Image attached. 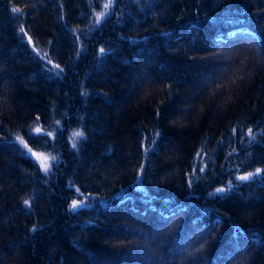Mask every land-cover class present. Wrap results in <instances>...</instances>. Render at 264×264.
I'll use <instances>...</instances> for the list:
<instances>
[{"label":"trees","instance_id":"trees-1","mask_svg":"<svg viewBox=\"0 0 264 264\" xmlns=\"http://www.w3.org/2000/svg\"><path fill=\"white\" fill-rule=\"evenodd\" d=\"M104 3L0 0V264H264V0Z\"/></svg>","mask_w":264,"mask_h":264},{"label":"snow or ice","instance_id":"snow-or-ice-1","mask_svg":"<svg viewBox=\"0 0 264 264\" xmlns=\"http://www.w3.org/2000/svg\"><path fill=\"white\" fill-rule=\"evenodd\" d=\"M121 2V0H107L106 3L103 4V9L104 11H101L99 12L97 15H96V20H95V23L97 25H100L104 19H106L108 16L112 15L114 13V8L112 7L113 5H116V4H119ZM99 4V0H97V5ZM12 12L13 13H19L20 12V9L17 8V7H13L12 8ZM235 35V34H233ZM249 35L251 36V33H249ZM253 42H255L253 40ZM29 43H31V38H29ZM217 47H221V45L217 44ZM262 47H264V45H262ZM234 51V49H233ZM100 53L101 54H105L106 53V50L104 48H100ZM232 56V53H227L225 54V58L226 59H230ZM56 68L58 69L59 68V65H56ZM215 84L217 88L220 87V85L217 83V80L214 79L213 76L209 75L206 77L205 81H204V87L205 88H208V89H211L212 85ZM203 91V89L201 90ZM169 95V99L171 98V92L168 93ZM199 94H193L191 96H188L185 101H184V104L187 105V107H183V108H179L177 109L178 112H181V113H187L188 111L191 110V104L190 102L191 101H194L197 96ZM105 99L108 100L109 98L105 95ZM163 103V102H162ZM157 117L160 116V112L157 111L156 113ZM177 122V121H174V123ZM2 130V129H0ZM35 132L37 133V135L35 137L32 136L31 133H29V138L30 139H34V140H41L43 141L44 145L47 146L50 142L48 141V136L51 135V133H42V130L40 128H37L35 129ZM260 135L264 136V129H261L260 132H259ZM75 135L77 137H83L84 136V133L83 132H77L75 133ZM162 134L159 133V132H155L154 133V136L149 138V143L153 146H156L158 144V141L155 137H158V136H161ZM247 136L248 137H251L252 139L249 141V143H252L254 140H255V135L253 133V129L252 128H248V131H247ZM244 137V133L243 131L241 130V138L243 139ZM5 141L3 140H0V144H4ZM14 143V142H13ZM23 143V141H22ZM221 144H223V141L220 142ZM24 147L28 149V153H31V156H34L36 157V160L40 161V164H39V167L37 168V171H40V170H43V172L45 174H49V170H50V166H49V163H48V157H42L40 154H37L36 152H32L31 148H28V145L27 144H24ZM73 148L76 147L75 144H73L72 146ZM152 149H145V151H150ZM234 153H229V157H231ZM198 157L201 156V153H197L196 154ZM52 167H56L59 163V161H57V159L55 157L52 158ZM199 171L201 173L205 172V168H200ZM262 171V169H257L256 170V174L259 175ZM138 176L139 178L142 180L144 177H145V171H144V165H141L140 167V170L138 172ZM250 178H253V174L252 173H249L247 175H240L238 177H236L235 179L236 180H239V181H247L249 180ZM198 179V178H197ZM192 181L190 180L189 181V184H191ZM229 183L231 184L232 181H229ZM71 187V185H70ZM231 188L229 189H225V188H217L215 190V194H223L225 193L226 191H230ZM76 192L79 193L81 196H83V193H80V190L79 188L76 189ZM209 195H214L213 193H209ZM91 198V194H89V197L86 198V199H90ZM121 199L123 200V197H121ZM23 204L24 205H28L29 206V211L31 210L30 208V202L29 200H24L23 201ZM91 207V204L86 202L85 200H82V199H72V202H71V205L68 209V211L70 213H76L82 209H87V208H90ZM86 223L90 224L92 223L91 221H87ZM216 223H219L218 221ZM37 228L34 226L33 228V231H36ZM208 235H211V231H208L207 233ZM188 247H194L193 245H189ZM204 245L201 243L200 244V247L199 248H195V252H200L202 249H203ZM189 256H192L193 253L192 252H189L188 253ZM236 255H242V258L238 261V264H250V261L247 260V250L244 249V248H240L238 245L236 246ZM232 257H230L229 259H231ZM168 264H174L173 261H169Z\"/></svg>","mask_w":264,"mask_h":264},{"label":"rangeland","instance_id":"rangeland-1","mask_svg":"<svg viewBox=\"0 0 264 264\" xmlns=\"http://www.w3.org/2000/svg\"><path fill=\"white\" fill-rule=\"evenodd\" d=\"M103 1L107 2V0H103ZM113 6H114V5H113ZM113 6H112V7H113ZM31 46H32L33 50L35 51V53L38 54V55L44 60V62H45L46 65H47L48 70H49V71H53V72H55L56 69H55V66L52 64V62H51L49 59H47L46 57L41 56V52H40V50H38L34 45H31ZM12 141H14L15 143H17L18 145L21 146V148L23 149V152H24V154H25L26 156H28V157H30L31 159H33L35 162L38 163V165L40 164V161L36 160V157L31 156V153H28V149L24 147V144H26V143H25L21 138H19V137H14V138L12 139ZM22 141H23V143H22ZM28 148H30V147L28 146ZM31 150H32V152H36L37 154H40L42 157H48V163H49V166H50L49 174H45V173L43 172V170H41L42 173H43V175L45 176V178H48V177L53 173V171H54V167H52V163H53V162H52V158L55 157V158L57 159L56 154L54 153V151H36V150H33L32 148H31ZM57 160H58V159H57ZM138 183H141V179H140V178H138ZM235 186H237V185H235V184H234V185H233V184H229L228 188H231V189H232V188H234ZM138 189H139V190H143L142 187H138ZM80 193H81V192H80ZM214 193H215V192H214ZM75 195H76V198H75V199H82V200H85L86 202L90 203L91 205L97 201V200H96V197H94V196H92V195H91V198H90V199H86V198L89 197L88 194H83V196H81L79 193L75 192ZM70 205H71V203H70ZM69 207H70V206H69Z\"/></svg>","mask_w":264,"mask_h":264}]
</instances>
